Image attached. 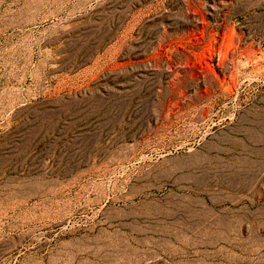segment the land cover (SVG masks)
Instances as JSON below:
<instances>
[{"label": "rangeland", "instance_id": "obj_1", "mask_svg": "<svg viewBox=\"0 0 264 264\" xmlns=\"http://www.w3.org/2000/svg\"><path fill=\"white\" fill-rule=\"evenodd\" d=\"M0 264H264V0H0Z\"/></svg>", "mask_w": 264, "mask_h": 264}, {"label": "bare ground", "instance_id": "obj_2", "mask_svg": "<svg viewBox=\"0 0 264 264\" xmlns=\"http://www.w3.org/2000/svg\"><path fill=\"white\" fill-rule=\"evenodd\" d=\"M26 1V0H25ZM24 5V4H23ZM26 7V6H25ZM23 11V10H22ZM23 13V12H22Z\"/></svg>", "mask_w": 264, "mask_h": 264}]
</instances>
